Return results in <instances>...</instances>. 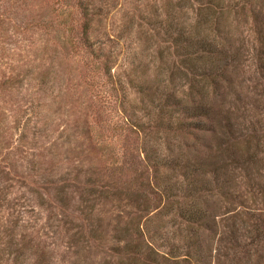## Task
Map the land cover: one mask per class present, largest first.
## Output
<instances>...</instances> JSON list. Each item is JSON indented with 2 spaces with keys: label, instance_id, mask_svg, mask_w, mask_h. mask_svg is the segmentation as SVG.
<instances>
[{
  "label": "rangeland",
  "instance_id": "obj_1",
  "mask_svg": "<svg viewBox=\"0 0 264 264\" xmlns=\"http://www.w3.org/2000/svg\"><path fill=\"white\" fill-rule=\"evenodd\" d=\"M227 1L203 89L169 33L197 0H0V264H264V0ZM202 90L222 122L175 131Z\"/></svg>",
  "mask_w": 264,
  "mask_h": 264
},
{
  "label": "trees",
  "instance_id": "obj_2",
  "mask_svg": "<svg viewBox=\"0 0 264 264\" xmlns=\"http://www.w3.org/2000/svg\"><path fill=\"white\" fill-rule=\"evenodd\" d=\"M197 1L203 3V6L199 8L196 21L192 22L189 19L190 16L187 12L183 13L186 18L182 21L175 14H172L169 33L177 44L181 43L180 39L185 35L186 38H182L185 39V42L181 45L185 60L186 62H189L192 71H196L197 69L201 70L202 75L204 76V86H202V88L209 89L210 86L215 84L214 81H217V78H219L224 71L228 70L229 65L231 67L233 61L238 59L242 45L245 46L244 39H241L240 41L242 45H234L235 40H232V37L230 36V33L232 32V23L228 22L231 10L234 9L236 13L245 14V5L240 6L238 5V2L232 4L227 0ZM191 5L193 4L191 3ZM224 38L227 39L226 42L224 41ZM234 68H236V65ZM217 88L218 87L216 86L215 89ZM174 95L176 102L174 101L172 104H166L168 106L174 105L173 115L175 116V121L177 123V127L174 128L175 131L186 132L190 129L196 128L208 129L207 125L209 122L211 125L212 123L214 125L215 123L220 124L222 122L220 114L218 116L217 112L214 110L212 104L213 101L208 97V90H202L201 96L198 99H196L197 96L194 93L183 98L178 97L176 94ZM169 98L170 97H167L166 100ZM228 114L229 113L224 115V118L230 121ZM207 121L209 122L206 123ZM173 123L175 124V122ZM223 128H225V126H221V130ZM222 133L226 134V129H223ZM247 146H249V143H247ZM217 147H219V144H217ZM221 155V151L217 149V151L209 153L205 158V161H198V163L201 165L215 164L216 160L219 159ZM163 159H165V157L160 155V157L158 156L156 158V161L161 164ZM187 165H185V167L188 170L189 166L190 170V174L186 175L188 178L189 176L191 178V176H193L192 174L197 170L199 171L202 169V166L199 169L198 166H195L196 170H192L190 165ZM190 213L189 217H192V214L194 215V217L191 218L192 220L199 217L195 216L197 212L190 211Z\"/></svg>",
  "mask_w": 264,
  "mask_h": 264
}]
</instances>
